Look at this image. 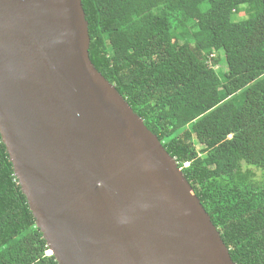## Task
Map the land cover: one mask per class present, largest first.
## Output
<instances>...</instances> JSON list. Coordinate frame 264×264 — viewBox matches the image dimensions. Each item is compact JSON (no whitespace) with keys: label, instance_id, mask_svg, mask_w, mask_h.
Here are the masks:
<instances>
[{"label":"water","instance_id":"1","mask_svg":"<svg viewBox=\"0 0 264 264\" xmlns=\"http://www.w3.org/2000/svg\"><path fill=\"white\" fill-rule=\"evenodd\" d=\"M82 0H0V135L58 264H235L175 159L90 59Z\"/></svg>","mask_w":264,"mask_h":264},{"label":"trees","instance_id":"2","mask_svg":"<svg viewBox=\"0 0 264 264\" xmlns=\"http://www.w3.org/2000/svg\"><path fill=\"white\" fill-rule=\"evenodd\" d=\"M82 5L95 68L182 168L234 263L264 264V0ZM48 251L0 135V264H58Z\"/></svg>","mask_w":264,"mask_h":264},{"label":"rangeland","instance_id":"3","mask_svg":"<svg viewBox=\"0 0 264 264\" xmlns=\"http://www.w3.org/2000/svg\"><path fill=\"white\" fill-rule=\"evenodd\" d=\"M246 13H247V10H246V8H244V9L241 10V12L239 13L238 18H239V19L245 18V16L247 15ZM215 57H216V58L220 57L219 59H221V60H220V64H219V68H220L219 71L222 72V73L226 72V71H227V66H226V62H225V54H224V52H222V53L220 54V56H219L218 54H215ZM254 171H255V173H256V175H257V183H258L259 180H260V178H261V173L258 172V171H256V170H254ZM221 172H223V171H221ZM223 173H225V172H223Z\"/></svg>","mask_w":264,"mask_h":264},{"label":"built area","instance_id":"4","mask_svg":"<svg viewBox=\"0 0 264 264\" xmlns=\"http://www.w3.org/2000/svg\"><path fill=\"white\" fill-rule=\"evenodd\" d=\"M185 166H188V164H186Z\"/></svg>","mask_w":264,"mask_h":264},{"label":"clouds","instance_id":"5","mask_svg":"<svg viewBox=\"0 0 264 264\" xmlns=\"http://www.w3.org/2000/svg\"><path fill=\"white\" fill-rule=\"evenodd\" d=\"M182 170V168H180ZM49 252V251H48Z\"/></svg>","mask_w":264,"mask_h":264}]
</instances>
